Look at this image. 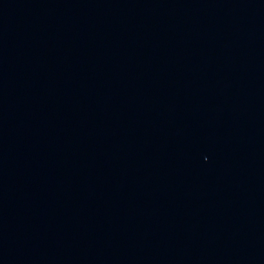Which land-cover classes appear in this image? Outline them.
I'll return each instance as SVG.
<instances>
[{
  "label": "water",
  "instance_id": "1",
  "mask_svg": "<svg viewBox=\"0 0 264 264\" xmlns=\"http://www.w3.org/2000/svg\"><path fill=\"white\" fill-rule=\"evenodd\" d=\"M0 264H264V0H0Z\"/></svg>",
  "mask_w": 264,
  "mask_h": 264
}]
</instances>
